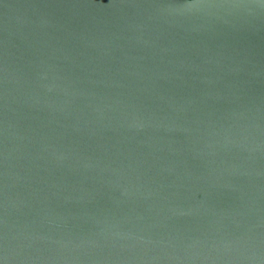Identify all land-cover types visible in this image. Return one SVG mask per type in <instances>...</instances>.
Here are the masks:
<instances>
[{"label": "water", "instance_id": "water-1", "mask_svg": "<svg viewBox=\"0 0 264 264\" xmlns=\"http://www.w3.org/2000/svg\"><path fill=\"white\" fill-rule=\"evenodd\" d=\"M0 264H264V0H0Z\"/></svg>", "mask_w": 264, "mask_h": 264}, {"label": "clouds", "instance_id": "clouds-1", "mask_svg": "<svg viewBox=\"0 0 264 264\" xmlns=\"http://www.w3.org/2000/svg\"><path fill=\"white\" fill-rule=\"evenodd\" d=\"M194 5H195V4H192V5H187V6H189V7H190V6H194Z\"/></svg>", "mask_w": 264, "mask_h": 264}]
</instances>
